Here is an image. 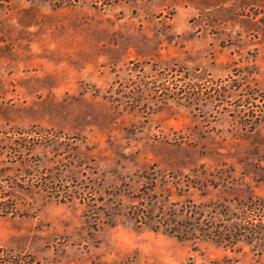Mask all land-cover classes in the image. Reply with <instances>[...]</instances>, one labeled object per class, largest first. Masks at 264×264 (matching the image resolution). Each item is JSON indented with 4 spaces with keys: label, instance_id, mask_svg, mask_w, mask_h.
<instances>
[{
    "label": "rangeland",
    "instance_id": "1",
    "mask_svg": "<svg viewBox=\"0 0 264 264\" xmlns=\"http://www.w3.org/2000/svg\"><path fill=\"white\" fill-rule=\"evenodd\" d=\"M0 246L264 264V0H0Z\"/></svg>",
    "mask_w": 264,
    "mask_h": 264
},
{
    "label": "trees",
    "instance_id": "2",
    "mask_svg": "<svg viewBox=\"0 0 264 264\" xmlns=\"http://www.w3.org/2000/svg\"><path fill=\"white\" fill-rule=\"evenodd\" d=\"M4 252H6V249L0 246V264H16V263H13V261L11 262V261H8V260H4V259H2L1 256H2V254H3ZM10 262H11V263H10Z\"/></svg>",
    "mask_w": 264,
    "mask_h": 264
}]
</instances>
